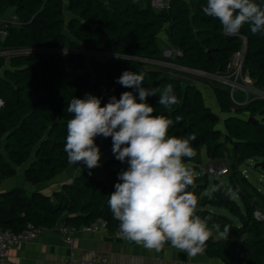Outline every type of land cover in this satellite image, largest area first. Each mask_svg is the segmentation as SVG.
<instances>
[{"label": "trees", "instance_id": "trees-1", "mask_svg": "<svg viewBox=\"0 0 264 264\" xmlns=\"http://www.w3.org/2000/svg\"><path fill=\"white\" fill-rule=\"evenodd\" d=\"M257 3L264 4V0ZM205 5L206 0H173L169 10L156 13L145 3L128 0H69L72 18L66 21L64 0H1L0 13L14 7L20 21L10 29L8 38L0 41L1 48L79 50L82 46L103 58L88 59L72 53L11 59L15 71H7L6 79L0 78V98L5 104L0 111V187L16 178L23 167L25 179L32 186L49 184L70 169L74 164L68 163L64 151L67 122L72 118L66 112L70 100L91 93L102 98L103 106L111 96L119 99L121 93L133 91L116 82L125 70L144 72V87L170 83L180 101L169 113L159 105L158 96L147 98L154 115L182 118L169 128L168 135L196 136L191 144L196 155L183 158L184 163H200L197 158L204 148L212 162L224 161L229 155L234 162L227 184L214 178L211 185V176L196 167L199 176H195L189 192L197 199L196 214L210 217L208 224L219 225L220 231L227 225L230 236L250 241H215L210 237L204 252L225 262L264 264V221L255 219L258 207L242 190L249 181L239 180L237 175L246 161H264V100L239 107L228 88L211 85L225 116L222 119L207 106L197 87L162 71L146 69L137 61L163 60L158 41L164 29L171 48L180 53L174 59L177 65L205 74L226 73L234 55L245 48L244 76L264 92V37L253 35L247 26L239 36L224 35L219 20L203 13ZM66 28L75 42L66 36ZM4 66L1 58L0 69ZM250 118L259 123L249 122ZM221 124L224 131L219 129ZM95 143L105 156L112 157L102 169L117 180L113 167L125 163L113 155L112 138L98 136ZM80 165L85 166L83 162ZM231 190L240 197L242 206L232 198ZM114 191L89 174L76 177L52 196L13 187L0 192V228L21 233L32 225L52 231L63 220L66 226L80 229L102 219L108 230L117 231L119 221L113 218L107 203ZM207 207L228 212L237 223Z\"/></svg>", "mask_w": 264, "mask_h": 264}, {"label": "clouds", "instance_id": "clouds-1", "mask_svg": "<svg viewBox=\"0 0 264 264\" xmlns=\"http://www.w3.org/2000/svg\"><path fill=\"white\" fill-rule=\"evenodd\" d=\"M202 11L219 20L226 36H239L247 26L253 35L264 37V4L257 0H206ZM145 75L125 70L116 82L133 91L121 93L119 99L113 95L103 106L102 98L91 93L73 97L66 108L72 118L67 122L64 151L69 164L83 162L92 170L100 166L102 155L95 138L111 137L113 155L127 164L107 201L119 221L121 237L156 252L170 242L188 256H196L204 251L213 230L226 239L230 230L227 225L223 231L216 224L209 228L210 217L196 214L197 199L189 192L195 173L183 160L195 157L191 144L196 136L168 135L182 118L154 115L147 98L158 96L159 105L169 113L180 101L170 83L144 87Z\"/></svg>", "mask_w": 264, "mask_h": 264}, {"label": "crops", "instance_id": "crops-1", "mask_svg": "<svg viewBox=\"0 0 264 264\" xmlns=\"http://www.w3.org/2000/svg\"><path fill=\"white\" fill-rule=\"evenodd\" d=\"M64 4L65 18L66 21H69L72 18V15L69 13V0H64ZM16 12V8L9 7L2 13V15L6 20H9L14 15H16ZM64 32L71 42H75V40L70 37L68 28H66ZM165 37L166 41H163L167 46L171 48L170 41L166 32ZM160 39L161 36L159 37V41ZM159 41L158 44L160 46ZM160 48L162 49L161 46ZM3 59L5 60V66L0 69V78L6 79V72L15 70L11 68V59ZM198 89L203 93L204 99L206 100V104L208 101L209 104H211V106H207L215 114L221 116L222 114L212 88L209 86L202 85L201 89ZM202 150H205L204 156L206 159H204V165H206L207 162H210L211 160L207 157L206 149L204 148ZM3 152L5 153L4 150ZM199 161L201 164H189L190 168L193 171H198L196 167L200 168V165H202L203 160L199 159ZM204 165L201 166L202 169ZM78 168V165H73L70 169H68L66 172H64L62 175L57 177L49 184L38 186L30 185L26 181L24 173L22 176L20 173H18V176L16 178L3 182L2 186L0 187V192L12 189L13 187H21L27 190V185L29 184L30 187H36L32 190V192H41L44 195L52 196L54 193L59 192L63 186L71 184L76 177L82 174H89L90 170L82 171ZM89 175L97 177L99 180L106 183L109 187L115 190L114 185L118 181L116 182L114 179L110 178L106 173L102 174L100 172L91 171V174ZM195 175L199 176V173H195ZM15 180L18 181L15 182ZM6 183H11L12 185L10 187H7ZM41 186L47 187L45 188V191L41 190ZM211 212L230 218L228 212L224 210H211ZM63 224L64 222L63 220H61L54 230L43 233L39 238H37L33 242L12 248L9 254L10 261L14 264H62L67 259H69L71 255H73L75 259L79 261H88L95 258L103 257L108 260L109 264H237L236 262H225L219 258L209 257L204 251L200 254H197L196 256L190 257L187 253L181 252L179 249L172 247L170 242L165 243L161 251L156 252L155 250L146 249L142 245H137L134 242L131 243L130 241H127L122 237L118 239L115 236V231L110 230L90 233L79 231L78 234L75 236L74 245L69 246L66 243L65 237L59 233V229ZM211 227L212 225L209 224V228ZM211 237H213L215 241H250V238L247 237H244L242 239L237 237V239H235L234 236L230 235L227 239L221 238L218 236L215 230H213V235Z\"/></svg>", "mask_w": 264, "mask_h": 264}, {"label": "built area", "instance_id": "built-area-1", "mask_svg": "<svg viewBox=\"0 0 264 264\" xmlns=\"http://www.w3.org/2000/svg\"><path fill=\"white\" fill-rule=\"evenodd\" d=\"M133 3H145L147 6H149L154 12L156 13H162L164 11H167L170 9V5L173 0H128ZM20 25V21L18 16L14 15L11 19L6 20L3 15L0 13V41L4 42L10 33V29L13 27H17ZM175 53H170L169 56L173 55L174 58L180 55L178 51H174ZM76 54L80 53L85 55L87 58L88 56L98 55L103 58V55L96 52H90L83 48H80L79 50L76 49H44V48H22V49H4L0 47V59L2 58H9L12 59L13 57H34L37 55H67V54ZM245 54L246 50L245 48L242 49V51L237 52L232 61L231 65L228 68L227 72L222 75H215L211 77L214 79L217 83L220 85L225 86L230 90V96L232 101L239 105H242L238 98H237V92H241L243 96H246V98H249V96L255 92H259L260 95L259 100H264V92L259 90L254 86V81L251 80L248 77L244 76V62H245ZM89 59V58H88ZM140 59H137V61ZM182 69H186L181 67ZM189 70V69H186ZM191 72L200 73L205 75L202 72L193 71ZM243 81V84H242ZM0 101H3L0 98ZM5 104L4 102L0 104V111L4 108ZM207 173L212 178L218 179L225 176H229L231 174L230 167L228 166L226 161H215L212 162L209 167L207 168ZM255 219L259 222L264 221V212L257 211L255 213ZM107 223L106 221L100 219L95 224H93L90 227H82L80 229L73 228L66 226L63 224L60 229L59 233L63 235L66 239V243L69 246H73L75 242V236L78 234L79 231L83 232H102L107 231ZM48 232L45 229H39L35 228L32 225H29L27 229L21 233H14L11 231H6L0 228V264H14L10 261L9 254L12 248L28 244L39 238L43 233ZM116 238L120 239V230L115 231ZM62 264H109L108 260L106 258H95L88 261H79L75 259L73 255L69 259H67ZM197 264V263H194Z\"/></svg>", "mask_w": 264, "mask_h": 264}, {"label": "rangeland", "instance_id": "rangeland-1", "mask_svg": "<svg viewBox=\"0 0 264 264\" xmlns=\"http://www.w3.org/2000/svg\"><path fill=\"white\" fill-rule=\"evenodd\" d=\"M165 32H166V30L164 29L161 32V34L159 35V37L161 36L159 43H160V46L162 47V50H163V55H162L163 60H148V59L138 60V62H140L143 65V67H145L146 69H149V70L162 71V72H164L165 75H168V76H171L174 78H179L184 82V84H190V85H193V86L200 88V89H201L202 85L209 86V87H211V85H215V86L220 85L219 83H217L214 79H212L209 76H206V75H203L200 73L191 72L190 70L182 69L180 66H178L174 60L175 58L173 57V55L169 56L170 53L174 54L175 50L171 49L169 46H167L165 44V42H164V41H166ZM88 58L89 59L90 58L102 59L101 56H98V55H93V56L89 55ZM242 84H243V81H242ZM258 93L259 92H255V93L251 94L249 96V98H246V96H243V94L241 92H237V98H238L239 102L242 104V105H239V107H243L244 105H247L248 103H250L254 100H259L260 95ZM242 97H243V100H242ZM207 105L211 106V104H209V101L207 102ZM221 118L224 119L225 116L221 115ZM219 129L221 131H224L223 124H221L219 126ZM204 153H205V150H201V153H200L201 157L197 158V160L198 159L203 160L202 165H200L201 169H202L201 166H203L205 164L204 159H206L204 156ZM101 154L102 155H101V160H100V166L95 168V169H92L90 171L100 172L102 174H105V172L102 168L106 162L112 160V157L105 156L102 152H101ZM224 161L227 162L228 166L230 167V172L232 173V171H233L232 165L234 162H233L231 156L229 155L228 158H226ZM263 162L264 161L261 159L246 161L241 167H239V170H237V175H238L239 180H242L244 178V179H247L249 181V183L247 185H245V188H243L242 190L251 197L253 204L258 207L257 210L261 211V212H264V167L261 166ZM210 163H212V161L207 162V164L204 165V167H203V171L207 175H208L207 168L209 167ZM185 165H186V167L190 168L189 164H185ZM78 166H79L78 169H80L82 171H89V169H87L86 166H82V165H78ZM113 169L118 174L121 170L127 169V164L125 163L122 165L114 166ZM23 170H24V167L21 170H19V173L21 174V176L23 175V172H22ZM194 172L196 174L199 173V171H197V170H194ZM229 176L218 178V180L221 179L225 184H227L229 182V179H230ZM209 178H210V184L213 185L214 178H212V177H209ZM114 180L116 182L118 181V179L117 180L114 179ZM17 181L18 180H15V182H17ZM11 185H12L11 183L7 184V187H10ZM227 186H229V185H227ZM35 188L36 187H30L29 184L27 185V191L28 192H32V190ZM40 188H41V190L45 191V188H47V187L41 186ZM231 195H232V198L242 206L240 197L237 195V193L235 191L231 190ZM205 209H209L212 211H218L216 209H212L211 207H207ZM230 218L233 219L237 223L236 219H234L231 216H230ZM234 238L237 239V237H235V236H234Z\"/></svg>", "mask_w": 264, "mask_h": 264}, {"label": "water", "instance_id": "water-1", "mask_svg": "<svg viewBox=\"0 0 264 264\" xmlns=\"http://www.w3.org/2000/svg\"><path fill=\"white\" fill-rule=\"evenodd\" d=\"M96 32H98L99 34H101V35H103V36H106L104 33H103V31L101 30V29H96ZM82 48V47H81ZM205 74V73H204ZM206 76H209V77H213V76H215V75H210V74H205ZM249 122H251V123H259V120H257V119H255V118H250L249 120H248ZM262 167H264V162L262 163V165H261ZM25 170V169H24ZM24 170L22 171V172H24ZM132 243V242H131Z\"/></svg>", "mask_w": 264, "mask_h": 264}]
</instances>
